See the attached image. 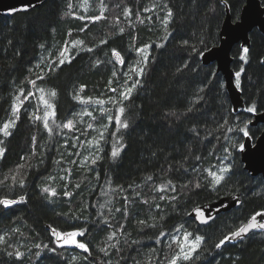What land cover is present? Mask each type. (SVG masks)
Instances as JSON below:
<instances>
[{
	"label": "trees",
	"instance_id": "trees-1",
	"mask_svg": "<svg viewBox=\"0 0 264 264\" xmlns=\"http://www.w3.org/2000/svg\"><path fill=\"white\" fill-rule=\"evenodd\" d=\"M245 4L112 0L86 11L80 0H47L27 12L0 15V129L14 123L9 135L0 130V200L15 201L0 203V264H171L181 246L175 241L179 228L202 239L176 264H264V230L216 247L264 211V178L245 169L240 148L245 126L253 140L264 130L250 124L264 111V34L256 28L250 48H233L245 100L238 112L216 63L202 61L220 43L227 9L238 20ZM113 7L115 20L108 14ZM72 42L79 45L70 60L42 76L34 72L43 53ZM143 62L138 85L121 101L122 121H112L102 134L104 149H96L88 169L79 166L101 129L64 130L80 110L81 93L119 83L128 64ZM41 89L55 92V127L63 126L55 135L31 115L35 102L27 97ZM253 105L256 111H247ZM222 160L232 166L217 184L210 173ZM59 170L68 174L62 185L50 179ZM239 192L242 205L208 225L190 216L197 205ZM116 222L123 223L122 241L108 246ZM83 230L87 251L60 245L54 236Z\"/></svg>",
	"mask_w": 264,
	"mask_h": 264
},
{
	"label": "rangeland",
	"instance_id": "rangeland-1",
	"mask_svg": "<svg viewBox=\"0 0 264 264\" xmlns=\"http://www.w3.org/2000/svg\"><path fill=\"white\" fill-rule=\"evenodd\" d=\"M106 2L109 4V6L112 5V0H80V5L82 9L86 11L87 10L90 11L93 6H97L98 9L101 8L104 9ZM117 11H118L117 8L115 9L114 7L112 10H109L108 14L111 16L112 20L116 19ZM78 45L76 42H72L71 44H66V43L61 45L59 44L54 48H52L51 50H49L48 52L43 53L35 66L34 72H38L39 76H42L46 74L48 71L52 70L54 67H58L64 62L70 60L73 54L74 46H78ZM61 53H63V55H61ZM143 69H144V62L136 65L128 64L125 71H123L124 77L119 83H113L111 86L110 84H108L106 85L105 89L90 92V94L88 95L87 94L84 95L83 93H81L80 110L78 111V113L73 115L69 120L72 122V127L70 128L65 127V125L69 122L68 121L64 125V130L70 132L81 131L82 129H88L86 127L89 128L97 127L95 126V124L101 125V129L99 130V134L93 137L95 138L98 136V138L91 139L89 143H87L85 152L80 160L79 166L88 169L92 160L95 159L94 157L96 155V149L98 147L100 148V146H102V149H104L106 140H105V136H102V134L108 131V128L110 127L112 121L115 120L117 123L122 121L123 113L120 112V108H123V106L121 101L131 96L134 87L138 85V77L141 76ZM27 98H30L32 99V101L35 102V107L34 109L31 110V115L35 116L36 119L37 117H39L40 119H37V121L39 122L42 121L44 127H45V123H44L45 119L47 120L48 126L45 127L44 129L48 133H51L50 135H55L63 129L62 125L60 126L61 128L55 127V122H56L55 115H51V113L53 112L56 114L52 91L48 89H44L43 92L35 91L32 92ZM45 101H47V104L45 103ZM48 105H51V107H49ZM19 107L20 104L17 106V109ZM89 121L91 122L88 125L87 123ZM9 125L10 127L8 128V132L10 133L11 129L14 127V123H9ZM49 129H51V131H49ZM83 131L88 136V132H87L88 130H83ZM1 132L4 134L3 131ZM72 138H73L72 136L67 137V139H71V140ZM74 159L76 160V158ZM231 166L232 164H229L228 160H222L219 163L217 169L215 170V174L224 177L228 174V171L231 168ZM68 173H69V177L73 174L72 168L68 170ZM61 176L63 178L64 177L67 178L68 174L66 173L63 174L61 173V170H59L50 179L53 183L62 185L63 179L61 178ZM55 190L56 189L53 188L50 191L53 193L55 192ZM112 229H114L113 235L111 236L110 239L108 237L106 240L108 246H111L116 243L118 245L122 241L121 235L124 229L123 223L116 222ZM83 232L85 235L86 233L85 230H83ZM117 232H119V237L115 241L114 239L116 237ZM56 233H60V232H56V231L54 232V236L56 237L60 245L84 250L78 247L76 244L65 243V240L58 237ZM83 236H77L75 239L78 242L85 244V242L81 241V237ZM175 241L181 242L180 250L177 252V254L175 252L176 258L184 257L185 254H187L188 257H190L200 246V241L197 244L196 237H194L191 232H188L180 228L175 232ZM171 251L172 250H167V254L170 255ZM148 262L150 261L147 259L142 264H147Z\"/></svg>",
	"mask_w": 264,
	"mask_h": 264
},
{
	"label": "water",
	"instance_id": "water-1",
	"mask_svg": "<svg viewBox=\"0 0 264 264\" xmlns=\"http://www.w3.org/2000/svg\"><path fill=\"white\" fill-rule=\"evenodd\" d=\"M46 1L47 0H0V15L13 16L19 12H27L40 7ZM256 28L264 34V4L262 0H246V4L238 20H233L229 9H227V15L220 32L219 45L210 48L202 56V61L205 65L216 63L217 71L222 73L225 81V88L235 112L245 107V100L242 91L236 83V72L232 66V51L234 46L239 43L250 48V34ZM115 53L114 58L118 63L122 64L124 62L123 56L118 52L120 54L118 58ZM250 124L251 126L259 124L264 125V111L256 113ZM243 145L244 149L241 150V159L245 169L254 177L262 176L264 178V130L255 140H253L250 135H247ZM242 203L243 197L240 192L224 195L211 202L197 205L191 211L190 216L194 218L199 225H208L221 213L231 211L241 206ZM260 213H264V211ZM257 221L264 223V219L260 216H257ZM248 222L249 220L246 223ZM257 230L264 229H252L243 236L228 240V242H237L246 239ZM96 259L98 263L99 258Z\"/></svg>",
	"mask_w": 264,
	"mask_h": 264
},
{
	"label": "snow or ice",
	"instance_id": "snow-or-ice-1",
	"mask_svg": "<svg viewBox=\"0 0 264 264\" xmlns=\"http://www.w3.org/2000/svg\"><path fill=\"white\" fill-rule=\"evenodd\" d=\"M121 31H123V30H121ZM140 51H143V49H141ZM243 51H244L245 54H247L248 49L247 48H244ZM115 54L119 58L120 54L118 52L115 53ZM61 55H63V53H61ZM241 59H245V57L242 56ZM241 71H243V70L241 69ZM236 76H237V86H239V76H240V73L237 72L236 73ZM113 91H115V90H113ZM41 92H43V89H41ZM52 95L55 96V92H53ZM45 103L47 104V101H45ZM48 106L51 107V105H48ZM247 111H249V112H255L256 111L255 106L253 105L252 107L248 108ZM120 112L123 113L124 112V109L123 108H120ZM51 115H55V113L53 112V113H51ZM37 119H40V118L37 117ZM44 123H45V127H47L48 125H47V120L46 119H45V122ZM122 126L123 127H127L126 124H123ZM9 127H10L9 124H5L3 126V129H0V130H2L4 132V135H9L10 134L8 132V128ZM65 127H69V128L72 127V122L69 121L65 125ZM246 128H247V126H245V129H242V131L244 132V135L245 136L249 135V133L246 130ZM49 131H51V129H49ZM240 148H241V150H243L244 149V145L241 144L240 145ZM2 151L3 150L0 149V154H2ZM116 154H117V151H114L113 152V155L115 156ZM210 175H212L214 177L215 182L217 184H219L224 179L223 176L216 175L215 173H210ZM196 187H199V184H197ZM45 191H48V189H45ZM52 194L55 195V192H53ZM21 199H23V197ZM0 203H2L4 205H9V204L15 203V201H11V200H0ZM257 216H260L262 219H264V213L257 212L255 215H253L251 217V219L249 220L248 223L240 225L236 230L232 231L230 235H227L223 239H221L220 242L216 245V247H220L221 245H223L228 240L241 237V236H243L244 234H246L247 232H249L252 229H256V228L264 229V223L257 221ZM56 235L58 237L64 239L65 240V243L76 244L78 247L84 249L85 251L88 250L86 244L80 243V242H78L75 239L77 236H83L84 235V232L83 231H73V232H67V233H56ZM189 235H191V234H189ZM201 239H202V237L196 238L197 244L199 243V241ZM188 258H189L188 255L185 254L184 255V259H188ZM176 259H179V257H177ZM176 259H174L171 262V264H176Z\"/></svg>",
	"mask_w": 264,
	"mask_h": 264
},
{
	"label": "bare ground",
	"instance_id": "bare-ground-1",
	"mask_svg": "<svg viewBox=\"0 0 264 264\" xmlns=\"http://www.w3.org/2000/svg\"><path fill=\"white\" fill-rule=\"evenodd\" d=\"M239 44H241V43H239ZM242 45V44H241ZM243 46V45H242ZM243 47H245V46H243ZM203 56V55H202ZM243 162V161H242Z\"/></svg>",
	"mask_w": 264,
	"mask_h": 264
}]
</instances>
